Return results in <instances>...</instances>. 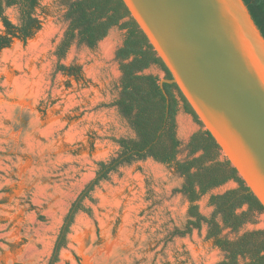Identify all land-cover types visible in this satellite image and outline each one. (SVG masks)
<instances>
[{
  "label": "rangeland",
  "instance_id": "374dc122",
  "mask_svg": "<svg viewBox=\"0 0 264 264\" xmlns=\"http://www.w3.org/2000/svg\"><path fill=\"white\" fill-rule=\"evenodd\" d=\"M65 12L66 0H39L33 12L39 28L0 48V264H48L70 204L100 162L118 154L117 140L135 137L111 105L121 74L115 51L126 28L113 26L94 47L73 41L59 59ZM3 14L20 24L17 5ZM59 63L80 71L59 70ZM143 72L165 78L158 65ZM199 121L180 105L178 159L186 157L190 135L203 129ZM182 182L173 167L150 157L118 165L82 199L55 264H216L225 253L207 236L208 221L183 232L191 217L178 191ZM236 186L228 180L209 190L196 201L199 212L212 217L209 196ZM262 228L264 211L220 234Z\"/></svg>",
  "mask_w": 264,
  "mask_h": 264
},
{
  "label": "trees",
  "instance_id": "16d2710c",
  "mask_svg": "<svg viewBox=\"0 0 264 264\" xmlns=\"http://www.w3.org/2000/svg\"><path fill=\"white\" fill-rule=\"evenodd\" d=\"M242 1L264 38V0ZM38 2L0 0V17L5 28L4 34L0 32V48L9 45L12 37L26 39L39 28V21L33 16ZM11 5L19 7V25H14L3 14L4 9ZM65 17L68 25L55 49L59 59L73 41L94 47L113 26L126 28L125 38L115 51L121 74L118 95L111 105H115L127 119L135 137L117 140L120 145L118 154L107 162H100L95 177L70 204L48 264H55L58 260L60 249L66 245V235L74 215L83 209L81 201L94 186L118 165L147 157L173 167L183 177L178 191L187 198V212L191 217L183 232L199 228L203 221H208L207 236L225 253L224 258L216 264H264V228L247 230L233 238L220 234L223 228L238 230L245 222L252 220L254 212L264 211V207L238 176L230 161L221 156L220 147L208 130L203 128L193 132L185 146L186 157L182 160L177 158L181 141L177 136L176 114L180 105L195 118L197 115L175 83L163 82L161 86L156 75L143 72L154 64L165 71V78H171L169 70L130 16L123 0H66ZM58 69L80 71L77 66L60 63ZM228 180H234L237 186L209 196L214 214L206 219L199 212L196 201ZM244 205L246 208L238 211ZM216 214L220 215V222L215 219Z\"/></svg>",
  "mask_w": 264,
  "mask_h": 264
},
{
  "label": "water",
  "instance_id": "95a60500",
  "mask_svg": "<svg viewBox=\"0 0 264 264\" xmlns=\"http://www.w3.org/2000/svg\"><path fill=\"white\" fill-rule=\"evenodd\" d=\"M197 118L264 207V38L242 0H123Z\"/></svg>",
  "mask_w": 264,
  "mask_h": 264
}]
</instances>
